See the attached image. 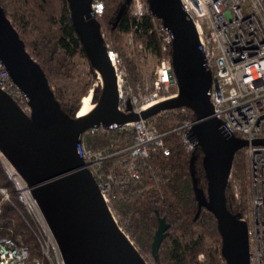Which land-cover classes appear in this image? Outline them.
<instances>
[{
    "label": "water",
    "instance_id": "obj_1",
    "mask_svg": "<svg viewBox=\"0 0 264 264\" xmlns=\"http://www.w3.org/2000/svg\"><path fill=\"white\" fill-rule=\"evenodd\" d=\"M67 1L73 25L102 87L94 108L74 118L63 114L43 71L0 4V59L28 95L31 105L30 114L23 112L0 89V152L30 187L66 264H148L112 219L95 178L76 151V144L81 132L93 124L124 123L166 108H189L195 113L190 136L203 151L208 179V197L203 204L216 219L225 263L249 264L246 223L232 215L225 203L232 158L247 140L225 132L221 120L212 115L208 95L212 74L204 64L196 30L181 1L146 0L149 12L172 34L170 62L177 90L175 95L140 112L117 109L115 71L99 22L92 14V0ZM129 1L121 5L118 16ZM127 107L131 108L129 101ZM254 142L264 143V139ZM190 171L195 185L192 163ZM168 228L165 218H159L151 243L154 256Z\"/></svg>",
    "mask_w": 264,
    "mask_h": 264
},
{
    "label": "built area",
    "instance_id": "obj_2",
    "mask_svg": "<svg viewBox=\"0 0 264 264\" xmlns=\"http://www.w3.org/2000/svg\"><path fill=\"white\" fill-rule=\"evenodd\" d=\"M180 1L196 30L204 64L212 74L208 90L212 115L221 120L225 132L247 140L235 152L245 159L244 174L236 175L235 167L231 165L227 182L234 199L242 206L238 218L247 226L249 264H264V143L254 142L255 139H264V0ZM129 4L136 16L149 11L146 0H130ZM91 9L93 15L100 14L103 2L92 0ZM152 29L162 39L161 55L156 56L151 48L144 47L141 42L136 44L143 56L141 81L134 86L126 82L125 64L105 43L116 76L117 109L122 112H140L176 94L160 95L173 84L177 90L171 62L165 52L167 46L171 45L172 34L159 18L154 21ZM101 35L104 38L103 32ZM126 39L131 45V34ZM151 60L154 62L148 73L144 68L148 69ZM0 89L23 112L31 113L28 95L15 83L1 59ZM92 91V88L88 91L90 100ZM127 101L131 104L130 109ZM178 109L187 111L189 108H166L148 117L124 123L93 124L81 132L76 144V151L82 157L84 167L95 178L112 219L132 243L128 231L130 221L122 218L115 206V187L127 189L139 182L148 170L159 169L152 167L149 159L159 151L169 153L165 144L167 133L176 134L187 150L197 146L190 136L195 118L185 117L168 130L157 127L158 116L176 113ZM104 135L108 136L104 145L95 148L89 144L90 136ZM0 162L25 212L39 227L41 253L40 256H30L26 244L12 236L0 234V264H66L30 187L1 152ZM9 199L6 187L0 186V214L3 201ZM199 258H203L202 253Z\"/></svg>",
    "mask_w": 264,
    "mask_h": 264
},
{
    "label": "trees",
    "instance_id": "obj_3",
    "mask_svg": "<svg viewBox=\"0 0 264 264\" xmlns=\"http://www.w3.org/2000/svg\"><path fill=\"white\" fill-rule=\"evenodd\" d=\"M103 10L95 17L104 33L103 43L115 51L127 68L126 82L134 86L141 81L142 51L144 47L161 55L162 39L152 29L157 16L146 11L136 16L129 2L120 11L126 0H100ZM5 13L10 17L25 47L43 71L54 100L68 118L76 117L81 109V100L92 88L91 101L96 103L102 92L98 83V72L89 61L84 45L73 25L67 0H0ZM131 34L130 45L126 36ZM54 45V48H52ZM166 55L170 59L171 45ZM83 57L88 65V79L79 77L75 67L76 57ZM77 77V79H75ZM70 80L74 86L68 91L58 83ZM75 79V80H74ZM95 83V84H94ZM176 92L173 84L160 95ZM185 117L194 119L195 113L178 109L176 113L158 116L156 125L160 130L170 129L176 121ZM118 133V132H116ZM120 133H118L119 135ZM89 144L95 148L106 143L108 136H90ZM127 141L129 139L127 138ZM169 153L156 152L149 162L151 169L134 186L127 189L115 187V206L122 218H128V231L133 243L148 264H226L221 254V235L213 213L203 204L207 200V174L203 165V151L197 145L187 150L182 140L174 133L165 135ZM193 164L196 184L190 171ZM235 174L242 176L245 159L235 153L232 158ZM0 186L6 187L9 200L1 205L0 234L12 236L26 244L30 256H40L39 227L25 212L17 198L16 190L7 178L0 162ZM225 203L234 216L239 215L242 206L234 199L230 186H225ZM169 223L157 254L151 251V243L159 218ZM203 258H199V254Z\"/></svg>",
    "mask_w": 264,
    "mask_h": 264
},
{
    "label": "rangeland",
    "instance_id": "obj_4",
    "mask_svg": "<svg viewBox=\"0 0 264 264\" xmlns=\"http://www.w3.org/2000/svg\"><path fill=\"white\" fill-rule=\"evenodd\" d=\"M152 59H154V58H152ZM75 61H76L75 67L77 68V71L79 72V75H80L79 77H84L85 76V78L88 79V65H87L86 59L83 58V57H79L78 56V57L75 58ZM150 62L151 63H150V66L148 67V69L146 70L144 68V70L147 71L148 73L151 70L152 63L154 61L151 60ZM75 79H77V77ZM97 79H98V83L101 84V79L100 78H97ZM58 84L61 85V86H63L68 91L74 86L73 82L71 83L70 80H66V79H62ZM88 94L89 93H87L86 95H88Z\"/></svg>",
    "mask_w": 264,
    "mask_h": 264
},
{
    "label": "bare ground",
    "instance_id": "obj_5",
    "mask_svg": "<svg viewBox=\"0 0 264 264\" xmlns=\"http://www.w3.org/2000/svg\"><path fill=\"white\" fill-rule=\"evenodd\" d=\"M94 102L90 100V94L86 95L81 100V109L77 113L78 115H84L94 108Z\"/></svg>",
    "mask_w": 264,
    "mask_h": 264
}]
</instances>
